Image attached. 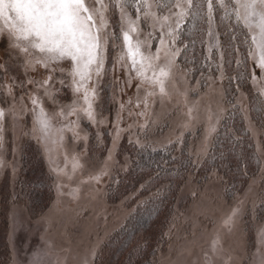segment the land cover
I'll return each instance as SVG.
<instances>
[{"label": "rangeland", "instance_id": "374dc122", "mask_svg": "<svg viewBox=\"0 0 264 264\" xmlns=\"http://www.w3.org/2000/svg\"><path fill=\"white\" fill-rule=\"evenodd\" d=\"M132 2L135 9L140 7L137 26L139 39L144 42L142 51L155 56L159 49V59L153 61L155 70L163 67L169 73L165 92L156 85L141 83L134 71L122 67L129 62L118 60L120 47H109L104 74L96 81L94 119L81 113L68 117L76 125L74 131L64 132L62 142L52 143L35 129L30 98L39 96L53 118L62 107L67 114V106L74 99L71 79L66 81L67 87L58 79L49 86L50 92L55 91L54 100L45 96V89L39 87L45 70L39 66L26 70L23 54L11 46L13 41L6 32L0 33V109L5 113L0 119V186L6 178L13 185L20 151L27 142L40 148L55 179L54 199L37 217L14 197L10 205L0 199V206L6 207L7 221L0 223V240L5 238L8 243V264H94L103 242L120 227L134 202L130 195L117 203L107 198L108 184L129 162L127 143L161 147L180 141L188 132L195 161L199 162L209 149L226 112L225 89L221 73L205 76L204 81L200 77L191 81L188 69L177 62V31L187 15L180 17L178 13H188L189 6L177 9L173 7L175 2L160 13L155 0H150V11L157 18L168 17L161 29L162 20L152 16L145 20L143 5L138 0ZM120 4L136 21L137 11L132 14L125 0ZM114 8L107 14L109 31L119 34L121 9ZM218 46L212 14L207 52ZM251 65V88L264 98V67L257 66L253 59ZM147 75L151 76L152 70ZM237 103L264 163V128L250 118L248 93L240 90ZM73 157L79 163L75 170ZM187 178L168 228V243L154 264H264V218L258 220L255 212L261 198L259 176L250 179L231 200L225 198L221 176L215 171L201 183L194 173Z\"/></svg>", "mask_w": 264, "mask_h": 264}, {"label": "trees", "instance_id": "16d2710c", "mask_svg": "<svg viewBox=\"0 0 264 264\" xmlns=\"http://www.w3.org/2000/svg\"><path fill=\"white\" fill-rule=\"evenodd\" d=\"M155 2L162 13L176 0ZM125 4L135 15L134 2L125 0ZM225 4H229V0H225ZM212 14L218 47L207 52L208 0H192L176 38L177 62L188 69L191 81L199 77L204 81L205 76L218 73L223 75L227 108L209 149L199 162L195 161L188 132L180 141L161 147L127 143L129 162L125 168L117 170L108 184L107 198L110 203H117L130 195L129 199L134 202L120 227L103 242L94 264H154L168 243V228L189 173H194L196 181L201 183L215 171L221 176L228 200L240 193L250 179L259 176L261 198L255 212L258 220L264 218V163L245 114L237 103L238 92H247L250 118L264 128V98L251 88L252 65L245 43L248 29L242 21L236 20L231 6L220 7L213 0ZM114 28H118L117 23ZM54 182L40 148L33 142L24 143L16 180L12 185L9 178L3 179L0 186L1 203L10 205L9 200L14 197L37 217L54 199ZM5 211L6 207L0 206L1 224L7 222ZM9 259V246L2 238L0 264H8Z\"/></svg>", "mask_w": 264, "mask_h": 264}, {"label": "snow or ice", "instance_id": "6c2138e0", "mask_svg": "<svg viewBox=\"0 0 264 264\" xmlns=\"http://www.w3.org/2000/svg\"><path fill=\"white\" fill-rule=\"evenodd\" d=\"M218 3L224 8L231 6L236 20L243 22L248 29L245 36L247 55L257 66L264 67V0H229V4L218 0ZM138 4L145 9L144 19L152 16L162 20L163 29L168 17L157 18L150 11V0H138ZM184 4L191 7L192 0H176L173 7L182 9ZM113 7L121 9L119 34L109 31L111 25L107 14ZM136 11L137 19L134 21L124 12L120 0H0V33L6 32L13 41L11 46L23 54L26 70H35L37 66L45 70L39 83V87L45 89L44 95L54 100L55 91L50 92L49 86L58 79L61 86L67 87L66 81L71 79L74 99L67 106V114L62 107L53 118L43 107L39 96L33 94L30 98L35 129L43 137L52 143L62 142L64 132L74 131L76 125L68 117L81 113L90 120L94 119L96 81L104 74L109 47H120L118 60L129 62L122 67L134 71L141 83L156 85L161 93L165 92V78L169 73L163 67L155 70L153 61L159 59V49L155 56L142 51L144 42L139 39L137 26L141 19L139 6ZM212 12L213 0H208L210 21ZM186 14V11H181L178 16ZM149 70H152L151 76L147 75ZM8 88L11 94V85ZM4 116V110L0 109V119ZM57 122L60 123L58 128L55 127ZM73 161L75 170L79 163L75 157Z\"/></svg>", "mask_w": 264, "mask_h": 264}]
</instances>
